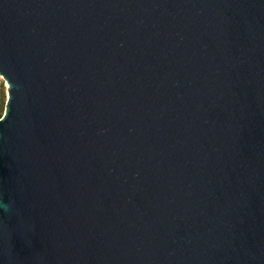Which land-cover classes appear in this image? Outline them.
Masks as SVG:
<instances>
[{
	"label": "water",
	"instance_id": "1",
	"mask_svg": "<svg viewBox=\"0 0 264 264\" xmlns=\"http://www.w3.org/2000/svg\"><path fill=\"white\" fill-rule=\"evenodd\" d=\"M0 264H264V0H0Z\"/></svg>",
	"mask_w": 264,
	"mask_h": 264
},
{
	"label": "trees",
	"instance_id": "2",
	"mask_svg": "<svg viewBox=\"0 0 264 264\" xmlns=\"http://www.w3.org/2000/svg\"><path fill=\"white\" fill-rule=\"evenodd\" d=\"M6 100H7L6 84L3 79H0V117L4 112Z\"/></svg>",
	"mask_w": 264,
	"mask_h": 264
},
{
	"label": "rangeland",
	"instance_id": "3",
	"mask_svg": "<svg viewBox=\"0 0 264 264\" xmlns=\"http://www.w3.org/2000/svg\"><path fill=\"white\" fill-rule=\"evenodd\" d=\"M0 79H3L1 76H0ZM4 80V79H3Z\"/></svg>",
	"mask_w": 264,
	"mask_h": 264
}]
</instances>
